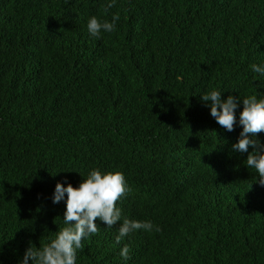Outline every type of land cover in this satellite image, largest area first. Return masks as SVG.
I'll return each instance as SVG.
<instances>
[{"label": "trees", "instance_id": "trees-1", "mask_svg": "<svg viewBox=\"0 0 264 264\" xmlns=\"http://www.w3.org/2000/svg\"><path fill=\"white\" fill-rule=\"evenodd\" d=\"M106 3L0 0V264L65 226L55 185L93 168L122 172V218L159 231L117 245L96 221L76 264H264V186L200 98L264 97V0Z\"/></svg>", "mask_w": 264, "mask_h": 264}, {"label": "clouds", "instance_id": "clouds-1", "mask_svg": "<svg viewBox=\"0 0 264 264\" xmlns=\"http://www.w3.org/2000/svg\"><path fill=\"white\" fill-rule=\"evenodd\" d=\"M114 5L115 0H107L105 10ZM119 19L118 14H113L110 22H101L96 16H91L87 20V31L91 36L100 38L102 31L113 32ZM250 67L259 77L264 78V63L252 64ZM221 94L220 90H208L200 98L209 109L211 117L226 131L232 132L234 126L241 127L236 142L231 145L232 150L248 153L245 164L255 170V183L264 186V143L257 138L258 133L264 132V97L249 95L241 98L229 95L222 99ZM238 108L241 110L237 116ZM250 147L252 151H249ZM130 191L122 172L101 171L98 168L91 169L76 187L67 181L57 182L52 202H64L62 222L65 226L48 237V242L43 246L36 247L29 241L18 264H76L77 250L83 248L82 240L98 231L96 221L103 222L107 228L119 224L118 235L115 237L117 245L124 237L138 230L150 232L155 228L159 231L158 226L151 221L122 218L117 201ZM129 253L127 244L120 248L119 255L123 261L130 259Z\"/></svg>", "mask_w": 264, "mask_h": 264}]
</instances>
